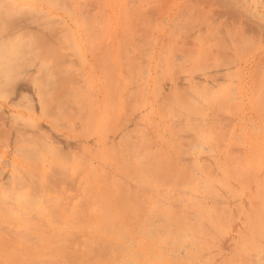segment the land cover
<instances>
[{
	"label": "bare ground",
	"instance_id": "bare-ground-1",
	"mask_svg": "<svg viewBox=\"0 0 264 264\" xmlns=\"http://www.w3.org/2000/svg\"><path fill=\"white\" fill-rule=\"evenodd\" d=\"M185 1L186 14L182 16L187 17L183 26L187 35L184 41L190 47L176 57L184 69L176 75L170 74L167 56L159 60V69L166 81H182L155 91L160 95L158 103L169 118L161 121L162 124L167 126L171 122L178 137L186 134L188 143L184 141L173 147L164 134L152 129L158 121L154 118V104L148 97L151 93L148 84L136 91L140 102L132 106L135 116L131 120L118 122L114 116L120 104L113 100L104 103L114 92L111 86H107V91L102 89L104 69L111 62L108 54L102 56L101 41L95 35L88 36L83 28H97L93 20L90 23L83 2L80 4L83 22H80L75 0H48V5L62 9L69 17L56 15L48 7L0 0V25L14 23L19 28L17 31V26L14 27L15 33L9 39L5 40L3 33L0 35V161L12 171L6 172L0 167V206L11 220L28 224L33 220L42 222L21 231L11 228L7 234L11 239L7 241L4 234L0 237L2 242L24 239L83 245L82 249L73 248L68 258L71 243L61 248L57 255L67 258L62 260L63 264H108L114 253L121 264H152V242H159L161 236L162 242H169L166 252L171 255H166L165 264H185L184 260L197 264L200 259L196 253H202L198 246L217 240L224 242L230 252V256L218 253L221 264H264V169L260 183L251 184V170L246 165L264 149V115L250 119H239L237 115L225 118L221 115L220 103L227 100L219 90L220 85L208 80L214 76L207 74L205 68L194 67L198 62L206 65L217 60L209 56V46L203 43V38H213L212 33L206 32L204 17L206 10L214 6L222 9L214 20L225 22V31L235 37V40L220 41L223 49L220 54L225 57H220L219 62L229 59L226 53L231 49L240 51L247 47L246 42L253 46L256 41L263 47L253 62L264 61V0ZM195 5L205 12L203 15L199 11L203 17L197 12L203 22L192 28L194 15H198L193 12ZM104 12L111 23L113 14L106 9ZM155 14L162 15V10H156ZM27 15L30 17L22 18ZM34 16L42 19L37 21L31 18ZM32 21L38 23V29L32 27ZM56 27L57 32L67 34V40L61 33L52 34ZM65 45L70 49L63 50ZM123 59L129 61V56L124 54ZM253 62L249 60L244 65L240 59L234 60V64L239 63V69L245 66L250 69ZM22 65L25 75L23 70L19 71ZM146 74H150V68ZM156 74L152 72V81L158 78ZM20 75L29 79V82L23 80L26 89L17 81ZM71 75L79 89L66 88L63 93L59 85ZM102 93L104 99H101ZM24 94L26 99L8 98V95ZM225 94H228L227 88ZM236 94V90L230 92L232 97L226 106L238 99L242 105L246 104ZM262 96L264 112V92ZM231 119L239 130L227 129ZM129 126L141 127L143 134ZM193 126L199 130L193 131ZM60 129L77 133L78 139H72V143L70 136L61 134ZM63 142L75 143L72 150L76 154L69 146L70 149L56 145ZM188 148L197 150L203 162ZM46 163L53 170L51 176L46 173V179L37 171L38 167H25ZM181 164L188 166L200 181L197 190L177 189L189 174L181 169ZM46 189L56 195H43ZM177 191L186 192V198L176 194ZM142 198L155 201L165 210L151 208L145 212ZM136 215H139L137 220ZM76 227H92L90 237L83 238ZM2 229L9 227L2 226ZM133 232H137V237ZM84 242L86 245L81 244ZM181 242L187 243L183 246ZM250 242L261 248L259 253L248 254ZM170 246L178 254H173ZM202 256L207 257V253ZM58 259L52 261L57 263Z\"/></svg>",
	"mask_w": 264,
	"mask_h": 264
},
{
	"label": "rangeland",
	"instance_id": "rangeland-1",
	"mask_svg": "<svg viewBox=\"0 0 264 264\" xmlns=\"http://www.w3.org/2000/svg\"><path fill=\"white\" fill-rule=\"evenodd\" d=\"M83 5L89 9V21L93 20L97 26L95 29L96 36L98 38L103 39L102 48L103 51H110L114 50V62L118 64L119 67L124 70H118L114 73L113 78V85H114V95L120 98L122 100L123 106L121 109H119V119H117L120 123L125 120H131L134 118L135 113L133 112L132 106L138 105L137 102L139 100V95H137V90H142L144 87L149 85V98L151 102L154 104L155 112L157 114V117L159 120L166 121L164 118L165 115L163 112L164 109L161 107V105L156 102L158 96L156 95V84L158 85L162 84V81L164 80L163 72L161 71H153L152 67L159 65V60L163 59L166 55L164 54V48H168L169 52L171 54L167 55L169 58H175L176 55L180 54L183 49H185V38H186V31L183 33H180L178 30L176 35L178 37H173L172 42L169 45H162L166 41L165 34L167 32V35L172 31L169 27L165 26L164 17L163 15L165 12H162V17L155 14L156 10H160L164 8L165 6H168V16L171 21L176 20H184V24H186L187 17L183 16V19L180 14L185 13L187 2L183 0H82ZM152 2H155L154 4ZM133 3V4H132ZM102 6L103 11H105L106 8H109L110 11H115V14L113 15V18L111 20V23L107 21V17L105 14H101L99 11V7ZM199 7V5H197ZM195 5L193 8L194 14L201 13L199 11H202L200 8H197ZM171 7H173L171 9ZM201 7V6H200ZM97 8L98 12H93V9ZM101 8V7H100ZM78 10H81L82 8L78 7ZM198 9V11H197ZM184 10V12H183ZM196 12H195V11ZM221 8H218L217 6L210 7L208 10H206L205 17H210L213 15V18H205V28L206 32L209 34L217 32L219 30H226L224 28L225 22L219 20H214L216 15L219 11H221ZM92 12V13H91ZM192 12V14H193ZM198 12V13H197ZM205 12V11H204ZM203 12V15H204ZM215 13V14H214ZM186 14V13H185ZM199 15V14H198ZM194 15L195 18L191 22L192 28L200 21L203 22L201 19L203 17H200V15ZM198 16V17H197ZM185 17V18H184ZM208 21V22H207ZM108 25L110 27V30L108 31V34L112 33L110 36L111 39L107 38V33L104 30L101 33V25ZM229 25V23H227ZM188 25V24H187ZM194 25V26H193ZM114 28V30L111 29ZM100 28V30H99ZM191 28V29H192ZM227 37L231 38L233 40L234 36L227 32ZM156 36H161L159 39L155 38ZM177 38H179V41L174 42ZM97 39V38H96ZM244 40V39H243ZM162 42L156 47L157 43ZM208 43L210 46H213V39L205 38L203 39V43ZM98 43V42H97ZM247 47L245 49L234 52V55L237 59H240L241 61H249L253 62L254 58L259 54L262 47L260 43H254L253 46H251V43L246 42ZM99 44V43H98ZM124 48V53L121 54V49ZM132 52V53H131ZM124 54L129 56V61H124L122 59L124 57ZM213 54L210 53L209 56H212ZM113 56V55H112ZM212 60V59H211ZM233 61V58L231 59ZM211 64L203 65L198 62L196 64V67L198 68H205V72L207 74H211L214 76V78L211 76V79L213 82H215L217 85L222 83V80L226 79L228 83L226 85L229 86V94L232 90H236L237 94L235 97L241 98L246 103L245 105H242L240 99H238L235 103L231 102L228 103L229 106H224L223 110L221 111V115H223L225 118H232L236 116V118L241 119V117H247L248 119L252 118V116H259L260 118L263 117L264 112H262V94L264 92V61L260 62L259 60L255 64L253 62V65L251 69L248 70H231L227 71V73L224 71V66L219 63L215 62L214 60L210 62ZM158 64V65H157ZM235 67H237L235 65ZM150 68V74H146V70ZM152 72L157 73L158 76L157 81L155 83V80L152 81ZM202 74V72H200ZM210 78V77H209ZM110 83V82H109ZM118 85V86H117ZM146 85V86H145ZM141 96H144L142 94ZM232 96L229 95V99H231ZM130 99H134L133 101H129ZM128 99V100H127ZM221 105H224L222 103ZM236 108V109H235ZM226 114V115H225ZM145 116L149 115V113H145ZM230 116V117H229ZM195 120V117L193 118ZM192 120V121H193ZM232 120H229V123L227 124L228 130H239V128H235L233 126ZM169 123V122H168ZM196 123H192V125H195ZM132 124V122L130 123ZM170 125V124H168ZM152 127V125H150ZM167 127V126H166ZM164 125V129L166 128ZM127 128H134V131L141 132L143 134V129L141 127H127ZM63 130V131H62ZM194 131H198L197 128H192ZM61 134H64L66 136H70L69 140L72 142V139H78L77 133L69 132L68 129H60ZM71 133V134H70ZM75 134V135H74ZM77 135V136H76ZM250 136L253 135V132H250ZM263 134L260 135L262 137ZM115 137L118 136V132ZM72 137V138H71ZM169 137V136H168ZM264 139V135H263ZM60 140V139H59ZM57 140V141H59ZM192 138H189V141H191ZM63 141V140H62ZM68 142L63 143H57L56 145H60L61 147H66L67 149L72 147L74 149L75 143L71 145V143L68 145L66 144ZM73 143V142H72ZM171 145V143H169ZM76 149V148H75ZM189 149V152L193 154L194 157L198 158L200 161L203 162V159L200 157L201 154L195 149ZM71 151L65 150L66 153H70ZM78 153V149L76 150ZM75 153V151L73 152ZM260 156L257 155L253 157V159L249 160L246 165L251 170V184H259L261 181L260 174L262 173L264 169V149L259 150ZM76 154V153H75ZM184 156V153L182 154ZM202 156V155H201ZM182 165V164H181ZM0 167L4 168L6 172H12L11 168L5 166V164L0 161ZM26 168L28 169H37V171L40 173V175L46 179L47 174L49 172V175L51 176L53 173V170H51V165L46 163L38 166H34L33 164H26ZM181 169L183 171H189V174L187 172V177L185 180L180 181L179 185L177 186V189H182L184 187H188V189L197 190L200 181L192 175L191 170L188 166L182 165ZM244 190V189H243ZM54 196L56 195L55 192L52 190H44L42 194H48ZM184 193L186 192H179L177 191L176 194L180 195L183 199L186 198L184 196ZM202 194H205L204 192H201ZM251 194V193H250ZM142 202H144L145 207L144 211L149 212L152 209H158L159 211H164L165 208L162 206H159L155 201H149L146 198L141 199ZM258 202H260L259 199H256ZM213 202L211 201V204ZM11 207V206H10ZM12 210H15L14 207L10 208ZM17 211V210H15ZM139 215H136V220ZM32 224L25 223L21 220H11L9 215L5 212V209H3L0 206V237H4V234L7 235L11 230L14 231H21L24 227H31L34 225H41L42 222H38V220H33ZM142 224H145V222H141ZM2 226L9 227L7 230H3ZM54 226H51V229H53ZM43 229L46 230V228L43 227ZM92 227H87L86 229H79V227H76V230L79 231L80 235L83 236V238H89L90 237V231L92 230ZM31 232V231H30ZM231 233V232H230ZM132 234L136 235L137 232H133ZM232 234V233H231ZM7 238L11 239L10 236L7 235ZM142 238V237H141ZM159 242H152V249L154 250V253L152 254V264H165L166 262V255L168 257H171L169 253H167V246L169 242H162L161 236L158 237ZM67 243H71L72 247L67 250V258L69 255H72L73 248H84L83 245H80L79 242H26L24 239L20 240H11V242H2L0 240V264H63L62 260L65 259L64 255L60 256L57 255L61 248H63ZM87 242L81 243L86 245ZM99 244L103 242H98ZM187 242H181V244L184 246V244ZM192 244V242H190ZM180 244V245H181ZM229 247V244H228ZM172 249L173 254L175 253V247L170 246ZM249 253H252L253 251L259 253L260 247H258L257 244L250 242L248 244ZM80 249V250H81ZM198 249L202 253H207V257H203L202 253H196L197 257H199L200 261L197 264H221V256H218V253H224L228 256H230V252L227 250V246L224 242H219L215 240V242H204L202 245L198 246ZM171 253V251H169ZM81 254V253H80ZM165 256H163V255ZM57 255V256H56ZM59 258L58 262H53L52 260L54 258ZM54 257V258H53ZM64 258V259H63ZM111 260H109L108 264H121V261L118 258V255L114 253L110 256ZM60 260V261H59ZM185 264H192L191 260H184ZM182 263V262H181Z\"/></svg>",
	"mask_w": 264,
	"mask_h": 264
},
{
	"label": "crops",
	"instance_id": "crops-1",
	"mask_svg": "<svg viewBox=\"0 0 264 264\" xmlns=\"http://www.w3.org/2000/svg\"><path fill=\"white\" fill-rule=\"evenodd\" d=\"M18 2H20L21 4H31L32 6H36V7H48L50 10H51V12L52 13H54V14H56V15H61V16H64V17H69L68 16V14L67 13H65V11H63L62 9L60 10V9H58V8H56V7H53L52 5H48V0H17ZM183 1H185V0H183ZM75 2H76V4H75V9L77 10V19L80 21V22H83V20H82V17H81V13L83 12V7L80 5L81 4V2H83L82 0H75ZM186 2V1H185ZM78 7H80V8H82L81 10H78L77 8ZM85 7V6H84ZM101 7V10L99 9V11L101 12V14H105V16H106V13L102 10V6H100ZM173 7H171V9H172ZM86 9H87V12H88V19H89V16H90V14H89V11L91 10V9H89V8H87L86 7ZM106 10H108L109 12H111L110 11V9L109 8H106ZM162 10V12H165V14L163 15V17H164V22H165V26L166 27H169L172 31L167 35V32H166V34H165V38H166V41L164 42V43H162V42H159L158 41V43H157V45H156V47H158V45L160 44V43H162V45H164V44H166V45H169L171 42H172V38L173 37H178L177 35H176V33H177V31L176 30H178L180 33H183V32H185L186 31V33H187V30L185 29V28H183V26H184V20H174V21H171L170 19H169V16H168V6H165L164 8H162L161 9ZM98 12V10H97V8H94L93 9V12ZM92 13V12H91ZM113 15L115 14V11H112L111 12ZM181 15V17H182V19H183V16H182V14H180ZM158 16H160V17H162L161 15H158ZM24 17H30V16H22V18H24ZM107 17V16H106ZM32 19H35V20H37V21H40L41 19H42V17H38V16H34V17H31ZM165 18H168V20H165ZM185 18V17H184ZM217 20H219V21H222V20H220V19H217ZM186 22H187V19H186ZM181 23V25H179ZM12 24H14V23H11V25H9V23H7L6 25H4V26H1L0 25V35L3 33L4 34V37H5V40L6 39H9V38H11L13 35H14V33H15V31H14V27L15 26H17V31L19 30V28H18V24L17 25H12ZM177 25V26H173V25ZM58 27H59V25H57ZM102 26V29H103V31L104 30H106L105 32L107 33V35H109V36H107V38H104V40H106V39H111L110 38V36L112 35V33H110V34H108V31L110 30V27L106 24V25H101ZM171 26H173V27H171ZM32 27L33 28H35V29H38L39 28V25H38V23L36 22H34V21H32ZM58 27H56L55 29H54V31H53V33L52 34H55L56 32H57V30H58ZM84 29H85V31H86V33L88 34V36H94L95 34H96V31L95 30H93V28H91V29H89V28H86L85 26L83 27ZM111 29L112 30H114V28H112V26H111ZM220 32H224V30L222 31V30H219L218 32H217V34L215 33V32H213V46H212V50H211V46L208 44V46H209V48H207L208 49V54H210V53H212L213 54V56H215L216 57V63L217 62H219V58L220 57H225L223 54H220V52H222V50L223 49H221V46H220V41L221 40H223V39H226L227 41L229 40V41H231V38H229V37H227V35H226V31L224 32V35H222ZM57 33H61V35H63V36H65V39L67 40L68 38L66 37L67 36V34L66 33H64V32H57ZM101 33H102V31H101ZM95 37H97L96 35H95ZM161 36H156V39H159ZM98 38V37H97ZM206 38V37H205ZM205 38H203V39H205ZM100 41H101V45H100V49H101V52H102V56H105V55H107L108 54V60L111 62V64H109V67H108V69L106 68V69H104V72H105V77L103 76V80H102V89H106V91L108 90L107 89V86H111L112 88L114 87V85H113V78H114V73L116 72V71H118V70H121L122 68L121 67H119L118 66V64H116L115 62H114V50H110V51H103L104 49L101 47L102 46V44H103V39L100 37V38H98ZM233 40H235V37L233 38ZM59 41V40H58ZM107 41V40H106ZM176 41H179V38H177L174 42H176ZM205 43V42H204ZM165 46V45H164ZM197 44H195V48H197ZM166 47V46H165ZM185 49H183L182 51H181V53L183 52V51H185V50H187L190 46H187L186 44H185ZM53 49V48H52ZM57 50H58V48H56ZM67 49H70L69 48V46L68 45H65L64 46V49L63 50H67ZM165 50V55L167 56V55H169V54H171L170 52H169V50H168V48H164ZM48 50H51V49H48ZM234 52H237V50L235 49V48H233V49H231V51L229 52V53H226V55L228 56V58L229 59H226V60H224V59H222L219 63H221L223 66H224V71L227 73V71H231V70H234V69H236V70H248V68H245V67H243V69H239L238 68V64L239 63H235L234 64V60L235 61H237V58L235 57V55H234ZM124 53V48L122 47V49H121V54H123ZM168 53V54H167ZM177 54L176 56H182L183 54ZM238 53V52H237ZM113 55V56H112ZM234 57V58H233ZM93 57L91 56V59H92ZM233 58V61L231 60ZM123 59V58H122ZM167 59H168V64H167V66L168 67H170V69H169V73L170 74H173V75H176L178 72H180L181 71V69H184V64L182 63V62H180V61H176V57L175 58H169L168 56H167ZM241 63H243L244 65H245V61H241ZM198 64V63H197ZM72 65V64H71ZM158 65V64H157ZM235 65L237 66V67H235ZM159 66H160V64L158 65V66H153L152 67V70L153 71H160V69H159ZM71 67H73V66H71ZM193 67V66H192ZM194 67H195V69H199L198 67H196V64L194 65ZM202 68H204V67H202ZM201 68V69H202ZM187 69V68H186ZM251 69V68H250ZM21 70H23L24 71V75H25V72H26V69H25V66H21L20 67V69H19V71H21ZM71 70H73V69H71ZM113 70H114V72H113ZM122 70H124V68L122 69ZM111 71L113 72V74L111 75ZM72 74V73H71ZM116 74V73H115ZM24 75H20L19 76V80H17L18 82H22V84H20L21 85V87H23L24 89H26V87H25V81L23 82V80H26L27 82H29V79L28 78H25L24 77ZM106 75H108V78L106 77ZM110 77L112 78V79H110ZM74 80H75V78H74V75H71V76H69V77H67V78H65V79H63V81L61 82V84L59 85V89H60V91H62L63 93H64V89H66V88H74V87H76V83L74 82ZM156 81H157V79L155 80V83H156ZM182 80L180 79L179 81H175V79H173V80H171V81H166L165 80V78H164V80L162 81V84H160V85H158V83L156 84V90H158V89H160L161 87H166L168 84H171V83H176V82H181ZM110 82V83H109ZM222 83H224L223 85H221V84H219L220 85V92H224V99L225 100H227V102L230 100L229 99V90H228V88H229V86L228 85H226V83H228L227 81H225L224 79L222 80ZM216 84V83H215ZM118 86V85H117ZM227 88V91H228V94H225V89ZM75 89H79V88H75ZM183 89H185V88H183ZM113 90H114V88H113ZM155 90V91H156ZM155 93V92H154ZM112 96H107V99L106 100H104V103H110L111 102V100H113V102H115V103H119L120 104V108L119 109H121L122 108V100H120V98H118L117 96H115L114 95V92H112ZM156 95L158 96V98H157V100H156V102H158V100H159V98H160V95L158 94V93H156ZM223 96V95H222ZM26 95L24 94V95H14V96H11V95H8V98H16V99H26ZM101 99H104V93H102L101 94ZM227 102H221L220 104H222V103H224V105H221V107H222V109H221V111L223 110V108H224V106H226L225 105V103H227ZM160 112H163L164 113V115H165V119L166 120H168L169 118H167V114H166V112L163 110V111H160ZM154 118L158 121L157 123H156V128L153 126V130H157V131H159L160 133H162V134H164L165 135V138L168 140V144L169 143H171V145L174 147V146H178V145H181V144H184L183 142L184 141H186L185 140V138H184V136L186 135H184L183 137L181 136V137H178L177 135H178V132H177V130H176V128H175V126H173L172 125V123L171 122H169L168 124H170V125H167V127L164 129V125L162 124L163 122H161V121H163V120H159V118L157 117V114H156V112L154 111ZM220 116V115H219ZM210 119H211V117L212 116H208ZM114 119H119V110H117V114H115V116H114ZM176 119H177V117H176ZM119 122V121H118ZM117 123V122H116ZM122 123V122H121ZM111 126H113V124L111 125ZM215 129V128H214ZM194 131V130H193ZM181 133H182V130H181ZM169 136V137H168ZM178 137V138H177ZM188 140V139H187ZM186 143H188V141H186ZM170 145V144H169ZM183 152L184 151H181V155L183 154Z\"/></svg>",
	"mask_w": 264,
	"mask_h": 264
}]
</instances>
